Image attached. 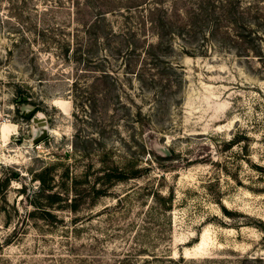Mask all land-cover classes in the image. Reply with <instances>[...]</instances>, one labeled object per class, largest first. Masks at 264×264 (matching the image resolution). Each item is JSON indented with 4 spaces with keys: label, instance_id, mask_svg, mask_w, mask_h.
I'll use <instances>...</instances> for the list:
<instances>
[{
    "label": "rangeland",
    "instance_id": "obj_1",
    "mask_svg": "<svg viewBox=\"0 0 264 264\" xmlns=\"http://www.w3.org/2000/svg\"><path fill=\"white\" fill-rule=\"evenodd\" d=\"M18 30L0 28V264H75L77 255L105 264L126 254V264L264 257V57L177 50L171 90H143L114 72L108 81L122 90L88 107V91L72 85L73 64L33 32H26L31 44H17ZM32 109L48 127L38 143L36 124L23 114ZM116 167L143 170L104 183ZM149 187L172 191L167 212L150 210Z\"/></svg>",
    "mask_w": 264,
    "mask_h": 264
},
{
    "label": "trees",
    "instance_id": "obj_2",
    "mask_svg": "<svg viewBox=\"0 0 264 264\" xmlns=\"http://www.w3.org/2000/svg\"><path fill=\"white\" fill-rule=\"evenodd\" d=\"M63 12L67 19L58 17L57 13ZM2 27L19 29L17 44H31L26 32H33V40L39 39L42 47L57 51V56L73 64L72 85L88 91V107L97 106L99 97L108 96L112 89L122 90L123 85L117 90L113 83L116 79L110 87L108 78L114 72L143 83V90H171L180 73L170 61L177 50L194 55L218 47L246 57H264V0H0ZM99 81L102 86L96 85ZM145 117L141 108L134 113L138 123ZM241 137L229 139V145ZM142 170L116 167L101 178L104 183L121 181ZM38 179L45 190V180L42 176ZM149 193L150 210L167 212L171 208L172 191L165 194L149 187ZM52 197L58 198L56 194ZM117 201L121 202V197ZM147 237L137 236L142 240ZM92 242L99 243L96 238ZM127 256L113 263L126 264ZM76 257L75 264H105L91 255L90 259ZM239 262L264 264V257L240 256Z\"/></svg>",
    "mask_w": 264,
    "mask_h": 264
},
{
    "label": "water",
    "instance_id": "obj_3",
    "mask_svg": "<svg viewBox=\"0 0 264 264\" xmlns=\"http://www.w3.org/2000/svg\"><path fill=\"white\" fill-rule=\"evenodd\" d=\"M23 99H26V97H23ZM23 114L30 118L37 126V132H35V135L32 138L33 143H38L41 140H43L48 135V127L47 122L41 113H36L33 109L28 111H23ZM165 154H169L168 150H165Z\"/></svg>",
    "mask_w": 264,
    "mask_h": 264
}]
</instances>
